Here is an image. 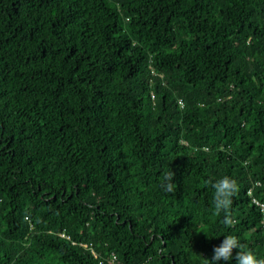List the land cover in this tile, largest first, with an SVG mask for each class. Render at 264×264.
Here are the masks:
<instances>
[{
	"label": "trees",
	"instance_id": "obj_1",
	"mask_svg": "<svg viewBox=\"0 0 264 264\" xmlns=\"http://www.w3.org/2000/svg\"><path fill=\"white\" fill-rule=\"evenodd\" d=\"M250 191L264 0H0V264H210L229 234L264 257Z\"/></svg>",
	"mask_w": 264,
	"mask_h": 264
},
{
	"label": "clouds",
	"instance_id": "obj_2",
	"mask_svg": "<svg viewBox=\"0 0 264 264\" xmlns=\"http://www.w3.org/2000/svg\"><path fill=\"white\" fill-rule=\"evenodd\" d=\"M175 175L169 172L164 177V182L161 185L162 190L165 192H172L174 190ZM209 184L214 190L213 205L214 213L217 216H224V224L231 225L233 219L228 214L232 210L233 198L239 191V184L235 178L230 176H223L220 179L207 180L205 182ZM238 251L233 255L234 250ZM210 264H229V262L235 260V264H264V257L258 256V254L247 248L236 234L225 235L222 242L213 248V254L211 259H207Z\"/></svg>",
	"mask_w": 264,
	"mask_h": 264
},
{
	"label": "built area",
	"instance_id": "obj_3",
	"mask_svg": "<svg viewBox=\"0 0 264 264\" xmlns=\"http://www.w3.org/2000/svg\"><path fill=\"white\" fill-rule=\"evenodd\" d=\"M249 193L251 194V197H252L254 203H256L258 206H260V207L262 208L263 212H264V204H261V203L258 202L255 198H253V196H252V192H251V191H250Z\"/></svg>",
	"mask_w": 264,
	"mask_h": 264
}]
</instances>
